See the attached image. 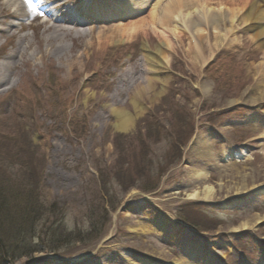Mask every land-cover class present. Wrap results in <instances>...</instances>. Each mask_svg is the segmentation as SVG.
<instances>
[{
    "label": "rangeland",
    "instance_id": "obj_1",
    "mask_svg": "<svg viewBox=\"0 0 264 264\" xmlns=\"http://www.w3.org/2000/svg\"><path fill=\"white\" fill-rule=\"evenodd\" d=\"M62 1L83 13V0ZM163 14L152 28L150 15L157 23ZM244 16L234 0H161L102 24L108 36L139 22L136 39L99 48L105 27L87 24V39L59 37L62 53L47 48L44 26L14 22V38L0 35V61L19 37L31 54L47 50L35 71L20 63L13 90L0 95V196L1 179L25 184L32 171L40 202L57 205L69 229L86 230L91 208L109 213L98 239L12 264H243L250 251L264 264V98L252 100L263 49L256 31L233 30ZM89 40L87 61H77ZM147 42L165 62L155 73ZM149 78L154 89L132 98ZM117 107L131 119L125 131Z\"/></svg>",
    "mask_w": 264,
    "mask_h": 264
},
{
    "label": "bare ground",
    "instance_id": "obj_2",
    "mask_svg": "<svg viewBox=\"0 0 264 264\" xmlns=\"http://www.w3.org/2000/svg\"><path fill=\"white\" fill-rule=\"evenodd\" d=\"M161 0H98L93 1L91 6L83 7L82 15H84L85 19L83 22H80L78 16H73L70 13V10L65 9L64 2L56 3V7L52 9H59V12L65 14L66 17H71L69 22L65 19L52 18L49 16L45 21L41 22L38 27L44 26L46 33H48L46 38V46L53 53H62L63 47L60 44H57L60 36H72L76 38L87 37L88 33L85 31H81L79 28L84 26V24L91 23L96 26L91 29V31H95L96 28H100L99 26H104L96 39L97 47L102 48L109 46V44L115 45L120 43L123 39L132 38L131 40L136 39L141 32L140 26L141 23L135 22L132 23L129 28L119 27L118 30L112 35L107 36V32L109 31V25H102L108 19H115L116 17H134L136 15H141L148 11H152L156 5V2ZM235 4L241 8L242 11H245V16L242 20H236L237 25H233V30H238V26L242 27L243 30H254L256 40L260 41V48L263 49L262 59L263 61L253 70L256 73V81L254 91H257L254 95V102H256L258 98H264V0H234ZM91 2V1H90ZM89 2V3H90ZM158 5V4H157ZM87 6V5H86ZM29 7L25 0L23 3L20 0H0V35H7L9 39L14 38V35L18 33L17 30L14 29V25H8L10 20H15L16 18L21 19L29 16H36V5L33 9L27 14L26 9ZM13 8V9H12ZM12 9V13L10 12ZM73 12V11H72ZM161 14V12H160ZM79 15V14H77ZM238 18V16L234 17ZM167 19L166 15L159 16V22L155 23V19L153 15H150L151 27L154 28V25L165 24ZM233 20V21H234ZM235 23V22H234ZM233 23V24H234ZM73 26L72 28H67L63 26ZM75 26V27H74ZM37 27V28H38ZM147 35V33H145ZM87 39V38H82ZM149 39V37H148ZM42 41V40H41ZM43 42V41H42ZM40 46V50L42 47ZM84 52L80 54V57L77 58V61H87V53L88 51L94 48V42L88 41L84 45ZM143 49L145 50L144 57L146 56V62L148 65V71L150 73L158 72V68H162L164 66V61L159 63L160 59L159 53L153 54L149 43H145L143 45ZM31 51L30 43L27 41L25 37H19L18 41L15 44V47L12 49V53L6 57H4L0 61V95L13 90L15 85V78L17 76V72L19 69V64L22 63L25 66H29L35 71L38 68L34 67L33 58L35 60L44 59L47 55V50L45 53L39 52L37 54L29 53ZM40 56V57H38ZM158 56V57H157ZM38 58V59H37ZM39 72V70H38ZM157 79L149 78L147 79L146 86L144 88L137 87L132 90V98H139L141 95L145 94L154 89ZM136 87V86H135ZM118 91V90H117ZM119 95L123 94V91L118 92ZM131 97V94H130ZM139 111V108H137ZM116 115V130L117 131H125L131 124V119L127 114V111L122 107H117L114 110ZM197 194L190 195V200H195Z\"/></svg>",
    "mask_w": 264,
    "mask_h": 264
},
{
    "label": "trees",
    "instance_id": "obj_3",
    "mask_svg": "<svg viewBox=\"0 0 264 264\" xmlns=\"http://www.w3.org/2000/svg\"><path fill=\"white\" fill-rule=\"evenodd\" d=\"M28 174L25 184H17L13 178L1 179L4 194L0 196V264L31 259L44 251L58 253L75 243L91 242L101 236L109 216L105 205L89 210L86 230L69 229L57 205L40 202L37 196L40 177L34 180L32 171ZM110 204L114 210L116 204L111 201ZM183 219L190 225L195 224L190 217Z\"/></svg>",
    "mask_w": 264,
    "mask_h": 264
},
{
    "label": "snow or ice",
    "instance_id": "obj_4",
    "mask_svg": "<svg viewBox=\"0 0 264 264\" xmlns=\"http://www.w3.org/2000/svg\"><path fill=\"white\" fill-rule=\"evenodd\" d=\"M58 2H62V0H58ZM25 3L31 7L33 5V0H25Z\"/></svg>",
    "mask_w": 264,
    "mask_h": 264
}]
</instances>
